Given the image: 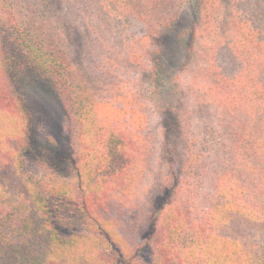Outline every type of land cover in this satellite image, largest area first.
<instances>
[{
    "label": "trees",
    "instance_id": "trees-1",
    "mask_svg": "<svg viewBox=\"0 0 264 264\" xmlns=\"http://www.w3.org/2000/svg\"><path fill=\"white\" fill-rule=\"evenodd\" d=\"M62 2L89 31V75L52 0H0V264H264V0ZM187 3L173 71L165 37ZM25 82L52 85L69 122L71 153L40 174ZM152 164L160 192L144 198ZM61 203L81 234L61 233Z\"/></svg>",
    "mask_w": 264,
    "mask_h": 264
},
{
    "label": "rangeland",
    "instance_id": "rangeland-1",
    "mask_svg": "<svg viewBox=\"0 0 264 264\" xmlns=\"http://www.w3.org/2000/svg\"><path fill=\"white\" fill-rule=\"evenodd\" d=\"M52 3L60 14L64 16L69 39L73 44L83 70L89 75L90 73L84 60V49L90 44L91 39L85 23L78 14L69 12L62 0H52ZM223 4L225 9H227L229 0H223ZM194 10L195 4H185L173 32L165 37L169 50L167 57L170 65L172 64L174 67L173 71L178 70L186 57L185 44L189 40V33L194 24ZM195 65L198 66L199 61L194 63L193 67ZM19 89L27 100L33 120L32 146L26 153V170L40 174L41 167L38 161L41 157L60 158L62 161L61 157L71 153L72 143L66 105L49 83L25 82L19 85ZM155 129L160 137L162 129L159 116H156ZM63 162L64 165L67 164L65 161ZM154 171L156 172V165L152 164L142 178L140 192L144 198H148V195L153 193L152 186H156L153 184ZM156 188L157 193L160 192L157 186ZM161 198L162 194L157 196L155 207L158 208L162 201ZM53 211L63 235H78L84 231L83 215L70 213L71 210L66 208L63 203L54 205ZM149 228V215L141 214L140 217L135 218L131 227L130 243L135 247L141 245ZM147 254L148 248L142 252L145 257Z\"/></svg>",
    "mask_w": 264,
    "mask_h": 264
}]
</instances>
